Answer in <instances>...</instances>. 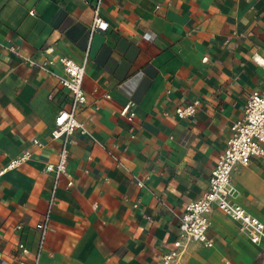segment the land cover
<instances>
[{"label":"crops","instance_id":"0c3cea01","mask_svg":"<svg viewBox=\"0 0 264 264\" xmlns=\"http://www.w3.org/2000/svg\"><path fill=\"white\" fill-rule=\"evenodd\" d=\"M94 2L0 0V170L31 152L0 173V264H32L53 190L40 264H163L178 216L207 191L233 123L264 86V0H102L109 27L91 33ZM10 45L59 74L60 56L89 52L77 113L90 133L74 132L58 179L45 165L58 160L51 130L71 93ZM196 99L194 116H178ZM128 102L132 121L120 112ZM232 182L233 200L264 222L260 161L238 164ZM209 220L214 245L190 241L174 264H257L264 244L216 205Z\"/></svg>","mask_w":264,"mask_h":264},{"label":"built area","instance_id":"2783aa9c","mask_svg":"<svg viewBox=\"0 0 264 264\" xmlns=\"http://www.w3.org/2000/svg\"><path fill=\"white\" fill-rule=\"evenodd\" d=\"M102 0H95L93 4L94 18L91 24V33L98 30H107L109 22L101 15ZM7 48L20 55L29 65H37L59 79V82L69 89L72 96V106L70 109L60 110L55 118V126L51 130V135L55 139H62V145L57 162H48L45 170L54 174L58 179L62 174H69L67 162L69 157V144L73 142V134L76 130L89 134L86 124L78 118L77 107L87 101L83 80L86 73L89 52L80 61L72 57L60 56L58 60L63 64L64 74H59L48 69L43 64H39L35 59L21 54L14 45ZM49 50H51L49 48ZM205 60L207 57L204 58ZM262 63L264 64V58ZM51 64L54 60H49ZM201 100L196 99L192 103L177 108L178 116L182 118L194 116ZM121 114L129 121L136 116L135 103L128 102L122 109ZM232 135L227 146L219 152L216 165L211 171L209 187L203 196L190 201L179 218V235L174 242V250L162 255L163 264H174L181 256L185 245L190 241L201 242L206 247H212L213 241L208 237L210 226L209 213L212 206L228 214L232 219L238 221L245 231L249 240L255 244H264V222L257 216L250 214L242 205L235 202L233 197L236 187L232 182V173L238 164L248 165L253 160L260 161L264 168V86L261 90L253 91L247 101L246 109L242 118L232 125ZM34 143L40 144L38 140ZM31 152L23 150L20 154L12 158L9 163L0 170L3 173L11 168H16L29 160ZM69 185H73L70 180ZM142 185V182L140 181ZM54 190L51 194L49 210L45 216L36 224L39 231L38 249L33 253L32 264H40L41 254L50 225V212L53 208ZM20 227V225H18ZM19 250L24 255H29L31 251L24 243L18 244ZM225 264H231L230 259L223 257ZM18 264H25L23 260Z\"/></svg>","mask_w":264,"mask_h":264},{"label":"rangeland","instance_id":"374dc122","mask_svg":"<svg viewBox=\"0 0 264 264\" xmlns=\"http://www.w3.org/2000/svg\"><path fill=\"white\" fill-rule=\"evenodd\" d=\"M261 259L258 260L257 264H264V254L262 257H260Z\"/></svg>","mask_w":264,"mask_h":264}]
</instances>
